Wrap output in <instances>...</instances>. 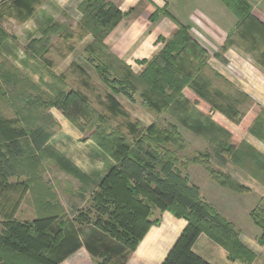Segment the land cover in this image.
Wrapping results in <instances>:
<instances>
[{"label": "trees", "instance_id": "16d2710c", "mask_svg": "<svg viewBox=\"0 0 264 264\" xmlns=\"http://www.w3.org/2000/svg\"><path fill=\"white\" fill-rule=\"evenodd\" d=\"M223 1L237 15L235 27L251 16L250 6L245 0ZM37 2L9 0L7 7L16 17L26 19ZM77 9L80 12L79 29L92 37L84 49V58L112 93H120L132 102L137 93L141 102L150 108L179 99L184 96L186 88L202 96L195 76L205 66L206 50L189 34L187 26H180L159 53L145 62L142 72L135 76L130 67L107 52L103 43L107 33L123 16L119 8L105 0H79ZM52 25L49 24V27ZM60 34L64 40L73 37L70 32ZM4 41L5 33L0 29V48ZM46 43V39H32L27 47L28 58H43L50 47H45ZM15 92V99L24 98L25 106H31V95L23 89ZM6 93L0 80V97ZM48 99L50 102L38 97L33 103L48 107L56 105L76 124L78 116L86 121H90L89 115L95 116L97 131L90 138L114 163L89 194L91 203L68 217L60 202L54 199L56 195L52 188L38 176L36 151L45 144L34 141L40 138L38 128L19 124L15 118L12 121L0 113V189L10 191L19 185L22 193L30 195L35 212L32 217L18 218L15 216L18 204L10 210H1L0 264H58L81 242L100 257V264H107L111 251L120 250L112 241L128 248V256L146 229L158 223L157 219H151L155 210H167L187 222L162 264H208L191 251L200 233L221 244L230 259L250 263L253 253L241 243L233 225L200 197L197 186L189 185L180 173L172 170L177 156L168 142H160L163 137L152 132L153 124L144 132H139L138 125H129L126 132L118 126H111L107 118L91 106L86 95L72 87L66 91L59 90L54 99ZM74 105L79 108L72 113L70 107ZM114 106L117 104L114 103ZM84 119L83 123H87ZM90 124L94 123L90 121ZM28 151L32 153L28 158L27 155L21 156ZM63 160L72 170L65 169L73 171L75 176L81 175L78 178L86 179L74 164L65 158ZM211 174L219 184L242 191L240 189L243 188L236 183L224 185L225 182L216 173ZM11 178L15 180L11 181ZM37 187L42 192H38ZM259 208H253L251 217L262 229L259 238L262 240L264 209Z\"/></svg>", "mask_w": 264, "mask_h": 264}, {"label": "rangeland", "instance_id": "374dc122", "mask_svg": "<svg viewBox=\"0 0 264 264\" xmlns=\"http://www.w3.org/2000/svg\"><path fill=\"white\" fill-rule=\"evenodd\" d=\"M8 4L9 0H0V29L5 33V41L0 48V80L7 92L5 96L0 97V113L11 118L12 121L15 118L19 124L38 128L37 134H40V138L37 137L38 140L34 139V141L45 142L36 151L38 176L52 188L56 195L54 199L63 202L65 210L76 214L74 207L79 206L78 209H84L91 203L90 196L79 201L77 198L79 196L75 193L77 185L84 188L87 181L83 177L78 178L81 175L76 177L63 158L71 162L65 156L69 150L75 149L77 142L89 139L94 143L90 137L97 131L94 126L96 117L87 116L91 123H94L89 125L90 121L76 115L79 125L75 122L71 123L80 129L77 133L79 137L75 141L65 137L58 124V118L61 117L56 110L59 108L56 105L48 107L33 102L38 97L48 101V98L54 99L59 90L66 91L72 83L65 81L64 84L61 76L55 74L56 68L45 66L46 61L42 60V57L30 60L26 52L30 41L34 38L46 39L48 43L45 47L55 48L57 44H71L72 39L64 40L59 33H71L72 28H79L80 12L69 3L62 5L54 0H40V2L38 0L37 4H34L32 14L24 19L16 17L8 9ZM54 23L59 25L55 26ZM49 24L53 25L49 27ZM48 27L49 32L46 34ZM204 58L205 66L198 70L195 76L197 86L204 97L202 93L200 96L190 88H186L183 91L184 96L179 99L176 98L167 104L161 102L164 104L150 108L141 102L137 93L134 95V102L118 95L128 114L123 116L119 113L117 118L111 119V123L116 122L123 129L124 126L138 125L139 132H144L145 128L153 124L152 132L163 137L160 142H168L177 156V162L173 164L172 170L174 169L177 174L180 173L189 185L197 186L194 181H198L202 174L207 173L213 177L211 173L214 172L221 181L225 182L224 185L229 186V182H234L243 189L251 187L262 194L264 193V156L248 142L258 141L264 144V105H253L251 99L241 89L242 86L244 87L242 82L234 83L224 78L208 64L206 55ZM63 69L66 68L58 70L63 71ZM18 89H23L26 94L34 98L30 100V107L25 106L24 98L15 99L14 94L17 93L15 90ZM97 92V89L93 90L94 99L91 100L95 108L98 107L94 97ZM78 108V105L77 107L74 105L73 108L70 107V112L75 113ZM83 119L87 123H83ZM84 149L90 154L91 150ZM103 152L109 156L105 151ZM31 154L28 151L21 156L27 155L28 158ZM94 156L92 154L93 158ZM14 180L11 178V181ZM36 190L42 192L39 187ZM22 191L19 185L10 191L0 189V212L10 210L18 204L20 211L17 209L16 217L34 216L30 195ZM255 207L264 209V196L259 198ZM68 212L65 214L68 215ZM112 242L120 250L111 251L107 262L121 264L127 256L128 248ZM97 257L100 261V257Z\"/></svg>", "mask_w": 264, "mask_h": 264}, {"label": "crops", "instance_id": "0c3cea01", "mask_svg": "<svg viewBox=\"0 0 264 264\" xmlns=\"http://www.w3.org/2000/svg\"><path fill=\"white\" fill-rule=\"evenodd\" d=\"M54 1L62 5L72 4L76 9L79 2ZM105 1L115 4L123 16L107 33L103 43L107 52L130 67L135 76L142 72L145 62L159 53L180 26H187L189 34L205 48L208 64L229 81L242 82L244 87L241 89L253 105H264V0H245L250 6L251 16L238 27H235L237 15L223 0ZM72 30L73 42L69 45L57 44L55 48L49 47L46 58H42L46 61V65H43L56 68L55 74L61 76L64 84L65 81L72 83L67 89L72 87L83 92L91 106L102 113L111 126L120 127L116 122L112 124L111 119L117 118L119 113L123 116L128 114L119 99V96L125 99L127 97L112 93L100 81L93 66L85 60L83 52L92 40L91 35L79 28ZM59 68L68 70L59 71ZM94 89L98 90L94 96L98 102L97 109L91 103L94 99ZM113 100L118 107L114 106ZM56 113L61 117L58 118V124L63 135L71 141L77 140L80 129H77L61 110L57 109ZM120 128L127 131V126H124L125 129ZM248 143L264 156L262 142ZM75 145V149L69 150L65 157L87 179L84 187L86 190L78 185L76 187L75 193L81 201L82 198L85 200L89 197L114 162L89 139ZM84 148L91 150H88L90 154ZM92 154L95 155L94 158ZM194 183L198 186L200 197L233 225L241 243L253 253L249 264H264V238L259 240L262 230L251 217V211L259 198H263L264 193L261 194L251 187L235 191L219 184L207 173L202 174ZM60 204L64 208L63 202L60 201ZM78 208L79 206L74 207L73 210L77 212ZM64 211L68 212L65 208ZM74 214L68 212L67 216L72 217ZM151 219H157L158 223L146 229L135 248L121 264H162L187 225L184 218L176 217L167 210L153 211ZM191 251L208 264H243L241 261L230 259L226 249L204 233L195 238ZM97 256L81 242L58 264H100Z\"/></svg>", "mask_w": 264, "mask_h": 264}]
</instances>
